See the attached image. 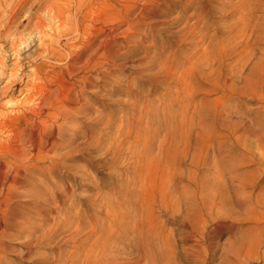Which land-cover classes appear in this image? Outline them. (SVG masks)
<instances>
[{
	"label": "bare ground",
	"instance_id": "bare-ground-1",
	"mask_svg": "<svg viewBox=\"0 0 264 264\" xmlns=\"http://www.w3.org/2000/svg\"><path fill=\"white\" fill-rule=\"evenodd\" d=\"M118 1H122V3H119V6L113 5L110 7L108 0H0V14H4L0 16V121L1 125L9 124V128L12 127L11 133L7 134L8 136L4 139L0 138V214L4 212L8 214L15 202L24 200L28 203H26V209H30L31 213H36L39 216V223H35L34 218H30L31 220L20 225V228L28 234V238L34 232L40 233L43 231L45 234L42 236L40 242L42 244L41 247L52 246L51 251L54 253L53 256L52 253L49 255L41 252H38L39 254L34 256L37 264H76V260L80 258L81 253L89 249L86 245L90 242L94 243L90 251L93 252L96 249L97 252L101 251V254L98 255L97 253L96 255V252H93L95 254L93 255L90 252V255L93 256H87L90 258L89 260L86 259L89 262H94V259L96 263L109 264L107 262L112 258L111 254L109 255L111 246H118L116 248L118 250L124 249V246L132 245L137 252L142 253V258H150L151 263L155 264L156 256H158L157 253L163 245L164 237H158V239L161 238L162 245L160 246V243H158L156 236H158L160 229L157 232L153 220L154 217L152 218L151 214L156 210L166 213L170 210L172 211L174 208L173 198L176 196L173 197L172 191L168 190V188L165 189L164 185V182H166V185L169 183L170 177L168 178L167 176V170L172 168L174 157L177 155H181L183 157L182 160L187 157V153L188 151L190 152L192 145L189 140L181 141L184 138L183 136H185L184 134L182 138L177 140L176 136L180 133L173 129V127L170 130L166 128L167 134L160 146H158L157 154L153 155L150 153L152 151V141L150 140L154 136L156 139V134L159 132L157 129V133L154 134L153 129L149 130L148 125L144 126L145 118L151 114L150 110H147L150 104L148 99L147 101L145 100L146 102L144 101L145 103L141 104L138 97L134 98L133 103L129 107L126 120L122 119L120 125L113 129L114 134L111 133L109 124L104 128V131L108 130L106 135L109 138L106 148L116 145V155L112 164L125 163L126 160L133 168V177L131 176V180L129 179L128 183L126 182L128 187H131L129 192L127 190L126 194H124L126 190L125 183L121 179L114 191L117 200H112L108 192H102L101 195L94 196V203L86 204L82 211L77 208L73 212L71 207L66 208L61 206L64 203L63 200L67 202L70 199V193L75 188L81 187L85 189L86 193L89 192L86 183L87 178L84 175L79 177L77 174H74V168L63 163L69 161L76 153L74 145L76 144L77 133L74 122L76 116L83 114L90 105L87 99L88 93L92 92V99L96 95L98 96L99 93L101 94L100 91L105 89L107 80L114 75L116 61L119 58V48L112 47L110 43L114 39L118 40L120 31L123 28L135 34L141 26L150 25L152 23L151 11L153 10L151 8L163 0ZM110 5L112 4L110 3ZM244 6H247V11H245L246 18L243 21L245 36L241 39V44H245L243 47L244 52L247 51V54L240 55L238 53V56H234L233 54H235L238 47L236 43L238 38L234 37L232 31L228 36L223 31L220 38L219 47L221 48V53L218 60L220 72L218 91L220 96L216 100H211V92H209V94L206 93L201 97L200 100L198 99L197 104H193L196 101L194 98L196 95L193 96L194 93H192L193 103L191 104L193 107L188 103L189 105L186 104V108L189 106L188 111H190V107L194 108L195 112L193 114L196 116L200 113L202 117L204 115L206 117L205 113L210 110L213 104L226 108V102H235L238 96L260 97L261 95L264 97V94L260 92L264 91V63H260L261 61L255 63L254 67L251 70L249 69L248 75L245 72L250 59L256 55H254L250 48L264 43V16L262 18L254 16V12L262 11L264 14V0H246ZM27 7H29V10L24 20L21 23L18 22L20 19L19 11L24 12ZM110 19L113 21L116 19V21L111 22ZM26 21H29L26 30L23 33L19 32ZM108 27H112V30H108ZM56 35L58 38H56ZM77 35H80L82 40L81 45H78L75 41ZM226 39H228V42ZM2 42L9 44V47L7 46L4 49L1 45ZM229 42H231V46L226 45ZM208 55L209 52L206 54L208 60L206 62L212 63L214 67L217 60L215 58L213 61H210ZM166 64L169 67L168 63ZM228 66L232 67V69L227 70ZM195 68L196 65L189 66L187 71H194ZM162 69L164 70V68ZM165 70L166 75L168 77L171 76V79L175 81L174 71L168 68ZM185 75L183 79L181 78L183 80L181 84L184 86L192 80L190 76ZM241 80H244L246 83L245 89H240L238 86ZM18 92L22 98L16 100L20 98ZM128 92L129 94H133V90L131 89ZM189 94L187 93L186 95L190 96ZM7 99H10L8 103L5 102ZM261 102L264 103L263 100ZM182 105L185 106V103ZM142 111H145L147 116L140 115ZM165 113V117H167V109ZM186 116L188 117V115ZM205 120L207 121L206 118H202V121L206 123ZM186 121V124L188 123L189 126L194 123V117L191 116ZM179 125L180 127L185 125H183V120H180ZM186 127L183 128L185 129L184 131H187L188 127ZM162 129H164V126ZM104 131L99 134L100 137L98 135L97 141L101 140ZM179 131L182 133L183 130L180 129ZM94 134L95 132L92 130H87V137L89 139L93 138ZM146 134L149 135L146 138L151 137L149 140L144 139ZM201 144L197 142L195 145L194 150L197 154L203 152ZM139 145L141 146L139 147ZM257 146L260 151L259 153H261V158L258 160L256 156V158L252 157L251 163H253L255 168L251 172L241 171L242 169L237 168L239 166L236 167L235 161L231 159L225 160L226 158L221 163L222 166L224 165V168L220 167L231 173L236 171L241 181L246 183L245 186L252 189L249 198L251 214L248 220L256 223V232L254 231L256 234L254 237L246 238L238 247L237 256L243 262L244 258L242 260V257L248 258L250 262L253 259H260V247L264 245V188L261 189V186H257L254 181L244 180L248 175L259 173L260 170H263L264 144L259 142ZM233 148V150H230H235L233 152L235 153L236 149L235 147ZM228 153L226 152V154ZM230 153L232 154V152ZM121 156L122 158H120ZM228 165H233L234 168L227 170ZM62 168L65 170L64 176L67 184V188L64 190L63 186H59L56 182L60 178L58 175ZM34 171L46 174L47 180L51 181V178L54 179L52 190L44 191L46 187L44 181L36 183L34 179L33 181L36 184L33 183L30 173ZM145 181L146 183L148 182L149 186L147 185L148 187L146 186L147 188L143 190L141 189L142 185L138 191L137 186L139 183H145ZM258 187L261 190L256 194ZM138 192L141 193L139 194ZM122 195L124 197L126 195L123 202ZM136 198L139 200V204H137L138 216L135 222L133 221L134 224H131L133 219L128 221L126 218L128 216L122 214L123 211H127L125 210L127 206L134 205L133 202ZM57 204H60L58 205L61 206L60 209L56 208ZM176 206L179 208V205L176 204ZM188 210H190L189 207ZM128 214H130V211ZM134 215L136 214L134 213ZM60 227H69L68 238L70 240L66 241H73V243H67L68 248L70 246L72 249V255L64 253L62 249L58 248L57 243H55V238L58 235L57 228ZM107 227H110L114 234L107 232ZM4 228H8L7 225ZM114 228L116 231L113 230ZM5 234L6 231L0 228V236L4 237ZM128 234L133 238V242L127 241L128 239L125 238V235ZM62 235L60 233L61 237ZM201 237L199 236V238ZM185 240L187 239L185 238ZM170 243L173 247V243ZM165 245L170 246L169 243H165ZM2 246L3 243H0V250ZM6 246H8V242ZM9 247L7 250L10 249ZM36 247L33 248L36 249ZM25 248L28 249V247ZM4 249L6 248L4 247ZM26 251L28 252V250ZM29 255L30 260L34 258L32 257L33 254ZM109 256L110 258L108 259ZM198 256L201 258V255ZM161 257L163 259L166 255ZM132 258L128 264H141V258L138 261ZM28 260L29 258L26 261ZM82 260L85 262V258ZM89 262H86V264H89Z\"/></svg>",
	"mask_w": 264,
	"mask_h": 264
},
{
	"label": "rangeland",
	"instance_id": "rangeland-1",
	"mask_svg": "<svg viewBox=\"0 0 264 264\" xmlns=\"http://www.w3.org/2000/svg\"><path fill=\"white\" fill-rule=\"evenodd\" d=\"M108 1L110 7L113 5L119 6V3H122V1L120 2L118 0ZM245 1L246 0L161 1L159 4L151 8L153 9L151 11L152 23L148 25L149 27L146 25L141 26L135 34L134 32L127 31L126 28H123L122 31H120L118 40L114 39L113 42L110 43L112 47L119 48V58L116 61L114 75L107 80L105 89L100 91L101 94L99 93L98 96L96 95L92 99V92L88 93L87 99L90 104L88 109L83 114L77 115L75 118L74 127L77 135L74 147L76 148V153L69 161H66V163L63 164L73 167V173L77 174L79 177L84 175V177L87 178L86 183L89 192L86 193L85 189L81 187L75 188L72 190V194L70 193V199H68L67 202L63 200L64 203H62L63 205L61 206L66 208L71 207L73 212H75L77 208L82 211L86 204H93V197L101 195L102 192H108L112 200H117L114 191L119 185L121 179L124 180L125 183L126 190L124 191V194H126L127 190L129 192L131 189V187H128L127 183L129 179L131 180L133 177V168L126 162V160L125 163H117V165L112 164L116 155V145L111 148H106V146H108L107 143L109 142V138L106 135L108 130L104 131V128L109 124L110 131L114 134L115 132L113 129L120 125L122 119L126 120V116L129 113V107L133 103L135 97L140 99L141 104L145 103L147 99L149 100L150 104L147 110H150V116H147L145 113L147 110L142 111L140 115L147 116L144 120L145 127L148 125V129H153L154 134L157 133V129L159 132L156 134V139L155 136L154 138L150 137V141H152V151L150 153L153 155L155 153L157 154L159 149L158 146H160L167 134L166 130H170L172 127L180 133L176 136L177 140L182 138V135L184 134L185 136H183L184 138H182L181 141H190L192 146L190 152L188 151L187 153L188 156L182 160L183 157L177 155L174 157L172 168L167 170V176L170 178L167 185L166 182H164L165 189H170L173 193V197L176 196L174 198L172 197L175 203H173L174 208L172 211L170 210L172 213L170 211H165L166 213H163L160 210L159 212L156 210L151 214V217H154L153 220L157 232L159 229L161 231H159L158 236H156L157 239L158 237H164L163 245L161 244V238L158 239V243H160V246L162 245V247L157 253L158 256H156L155 264H233L235 262L237 264H264V245L261 246L262 248L260 247V256L263 259L260 257V259H253L250 262L248 258L242 257V260L244 258L243 262L240 261L241 258L237 256L239 245L242 244L246 238L254 237L256 234V223L248 220L251 214L249 198L252 189L245 186L246 183L241 181V178L237 176L236 171L232 173L225 171L223 170L224 165L222 166L221 164L226 158L225 160L231 159L235 161L236 167L239 166L237 168L240 170L242 169L241 171H247L249 173L255 168L253 163H251L253 158L257 157L258 160L261 158V153H259L260 151L258 150L257 145L259 142L264 144V103L261 102L262 100L264 101V97L261 95L260 97L238 96L236 97L235 102H226V108L218 107L216 104H213L210 110L205 113L206 117H204L205 115L202 117L200 113L197 116L193 114L195 111L191 104L193 103L192 93H194L193 96L196 95L194 97L196 101H194L193 104H197V100H200L201 97L206 93L209 94V92H211V100H216V98H219L220 96L218 91L220 77L218 60L221 53L219 44L223 31H225L226 36L230 35L232 31L234 37L238 38L236 40L238 47L235 54H233L234 56L247 54V51L244 52L243 46H245V44H241V39L245 36V32L243 31V21L246 18L245 11H247V6H244ZM125 2L127 1L125 0ZM110 3L112 5H110ZM163 4L165 5L162 6ZM28 10L29 7H27L24 12L19 11L20 19L18 22L21 23L22 20H24ZM3 15L4 14H0V16ZM254 16L262 18L264 14L262 11L257 13L254 12ZM110 21L112 22L113 20L110 19ZM114 21H116V19H114ZM28 22L26 21L23 23L19 32L23 33L26 30ZM109 29L112 30V27H108V30ZM109 32L110 31H108V33ZM109 34H111V32ZM56 38H58V36ZM226 40L228 42V39ZM75 41L78 45L82 44L80 35H77ZM117 44L118 46H116ZM1 45L4 49L7 46L9 47V44H6L5 42H2ZM226 45L231 46L232 44L229 42V44L227 43ZM250 50L256 55L250 59L246 66L245 72L247 75L251 68L254 67L255 63L259 61H261L260 63H264V43L252 46ZM208 52L210 61H213L215 58L217 60L214 67L212 66V63L210 64L206 62L208 61L206 58ZM166 63H168L169 67H167ZM161 65L164 70L168 68L169 70L174 71L175 81L171 79V76L168 77L166 75V70L164 71L161 68ZM193 65H196L195 70L187 71L188 67ZM230 68L232 69V67L228 66L227 70H230ZM184 75L190 76L192 79L186 86L181 84ZM245 84V81L241 80L238 83V86L240 89H245ZM129 88L133 90V94H129ZM260 92L264 94V91ZM187 93H190L189 95L191 97L186 95ZM18 95L20 98H15L16 100L22 98L19 92ZM9 100L10 99H7L5 102L8 103ZM184 103L185 106L182 105ZM188 103L192 106L190 107V111H188L189 106L186 108V104ZM166 109L168 110L167 117L170 116L168 119L165 117ZM97 112L99 113L97 114ZM180 112L182 113L180 114ZM185 114L188 115V117ZM191 116L194 117V123L188 126V123L186 124V119ZM202 118L207 119V121L205 120L206 123L202 121ZM180 120H183V125L185 124L182 127L179 125ZM163 126L164 129H162ZM185 127L187 128V131H184L185 129H183ZM88 129L95 132L94 137L91 139L87 137ZM180 129L183 130L182 133L179 131ZM11 130L12 127L9 128V124L1 125L0 121L1 139L8 136L7 134L11 133ZM103 131L104 133L101 136V140L97 141L98 135ZM146 136L149 135L146 134L144 139ZM150 138L147 137L145 140H149ZM258 140L259 142H257ZM197 142H199V144L202 143L201 145L203 147V152L199 154L194 150ZM140 146L141 145H139V147ZM233 147L236 149L235 153H233L235 150L231 151L234 149ZM124 151H126V149H124ZM226 152L229 153L226 154ZM126 153L128 152L126 151ZM239 155H241V158L238 157ZM120 158H122V156ZM233 168V165H228V168L226 169L230 170ZM262 169L263 170H260L259 173L248 175L244 180L251 182L254 181L257 186H261L260 188L263 189L264 167ZM129 171H132V173ZM37 172L38 171H34L30 173L32 181L34 179L36 183L44 181L46 185L44 191L52 190L54 179L51 178V181L47 180L46 174L43 172ZM64 174L65 170L62 168L58 175L60 178L56 180L59 186H63V190L67 188ZM34 181L33 183L36 184ZM142 185L143 187L141 188L140 186ZM147 185L149 186L146 181L145 183H139L137 190L139 191L140 188L144 190L148 187ZM259 187L256 194L261 190ZM41 188H43V186H41ZM138 193L140 194L141 192ZM125 197L124 195L121 196L122 202ZM138 201L139 200L136 198L133 202L134 205L127 206L125 209L127 211H123L122 214L128 216L126 217L128 221L133 219L131 224H134L135 219L138 216ZM26 203L27 202L24 200H18L11 207L8 214H6V212L0 214V228L6 231L4 237L0 236V240H2L0 243H3L2 249L0 250V264H35L34 256L36 254H39L40 252L49 255L52 253V256L54 254L51 251L52 246H47L48 249L45 246L41 247L42 244L40 242L42 236L45 234L43 231L40 233L34 232V234L28 238V234L20 228L21 223L31 220L30 218H34L35 223H39L40 221V218L36 213H31L30 209H26L25 206L28 204ZM176 204L179 205L178 207H181V209L177 208ZM58 205L60 204L55 206L60 209L61 206ZM188 207L190 210L187 211ZM128 209L130 214H128ZM174 209L176 210L174 211ZM134 213L136 215H134ZM3 214L7 216L4 217L5 215ZM13 214H16V216ZM12 217L13 219L16 218L13 220ZM8 219L11 220L8 221ZM157 219H160L159 222ZM160 223L161 225H159ZM4 224H6L8 228H4L6 226ZM68 229L69 227L57 228V234L60 238L57 235L55 243H57L58 248L62 249L64 253L72 255V249L70 246L68 248L67 243H73V241H66L70 240L68 238ZM111 230L110 227H107V232L110 234L113 233ZM113 230L116 231L115 228ZM60 233L61 235L64 233L62 237L60 236ZM198 235L202 237L199 238ZM9 238L11 239L9 240ZM125 238L128 239L127 241L133 242L131 235H125ZM185 238L187 240H185ZM7 242L8 246H6ZM164 242L169 243L170 246L165 245ZM170 242L173 243V247ZM24 245L25 247H28V249H26ZM111 245H113V243H111ZM86 246L89 249H86L81 253V259L78 258L76 264H86V262H89L86 259L89 260L90 256L97 255V253L98 255L101 254V251L97 252L96 249L93 251L94 253L96 252L95 254L90 251V248L94 246V243L90 242ZM4 247L6 249H4ZM8 247L10 248L9 250H7ZM33 247H36V249ZM117 247L118 246L115 247V245L111 246L109 255L111 254L110 256L112 258L109 256L108 259L110 258V260H112L110 261L107 259V263L128 264L132 255V259H136V261L141 258V264H150L152 262L150 258H142V253L137 252L132 245L124 246V249H118L120 251L116 249ZM26 250H28V252ZM90 252L93 255H90ZM29 254H33L32 257L34 258H31L30 260V257H28L30 256ZM165 255L166 257H163V259L162 257L160 258V256ZM198 255H201V258H199ZM25 258H29V260L26 261L27 259ZM84 258L85 262L82 260ZM165 258L167 259L164 262ZM157 259H159L158 263ZM93 261L94 262L90 261L91 264H99L95 262L96 260L93 259Z\"/></svg>",
	"mask_w": 264,
	"mask_h": 264
}]
</instances>
